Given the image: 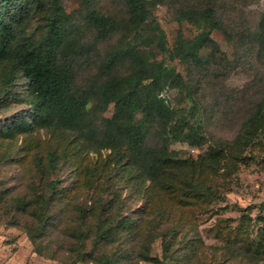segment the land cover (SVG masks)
I'll return each mask as SVG.
<instances>
[{"label": "rangeland", "instance_id": "rangeland-1", "mask_svg": "<svg viewBox=\"0 0 264 264\" xmlns=\"http://www.w3.org/2000/svg\"><path fill=\"white\" fill-rule=\"evenodd\" d=\"M205 1L212 2L229 35L212 31L219 50L206 67L170 63L194 93L206 139L201 146L173 142L169 148L179 157L193 159L207 157L209 150L219 152L217 172H204L197 179L217 198L188 205L173 201L124 162L111 167L98 163V154L84 150L71 133L25 125L27 82L16 75L12 85L3 87L0 81V240L17 254L20 264H70L78 251L85 260L75 264H264V254L252 255L251 242L258 228L254 219L264 215V123L251 137L242 130L255 106L264 102V47L258 38L264 34L259 28L264 0ZM62 3L80 27L76 38L82 42L95 34L82 21L88 9L111 15L118 24L119 31L90 52L70 55L73 92H94L102 80L99 66L105 53L124 33L126 7L122 0ZM153 15L169 47L178 30L185 36L195 34L191 25L174 20L168 5L158 3ZM37 23L29 22L26 32L37 36ZM2 70L0 66V76ZM126 70L127 66L120 68ZM163 95L175 104L174 90H164ZM182 105L188 108L191 103ZM111 113L110 104L97 116ZM154 140L151 134L150 141ZM54 148L55 158L49 161L48 152ZM107 154L102 151V159ZM56 178L61 185L52 195L44 229L34 227L29 233L37 222L19 203L47 192L48 181ZM80 207L86 209L84 218ZM127 217L133 220L130 226L114 228L107 239H97L96 228ZM243 217L249 218L248 229L239 235ZM77 230L89 233L82 242L76 239ZM29 234H35L34 242Z\"/></svg>", "mask_w": 264, "mask_h": 264}, {"label": "trees", "instance_id": "trees-1", "mask_svg": "<svg viewBox=\"0 0 264 264\" xmlns=\"http://www.w3.org/2000/svg\"><path fill=\"white\" fill-rule=\"evenodd\" d=\"M122 2L127 13L126 27L117 44L104 55L99 66L101 82L94 92L75 94L70 55L81 50L90 52L98 42L119 31L116 20L96 8L88 9L82 21L95 34L85 43L76 38L80 27L66 12L62 0H0L1 84L12 85L16 75L25 78L24 101L29 105L23 119L25 125L71 133L84 150L98 154V163L111 167L124 162L143 180L168 192L173 201L188 205L205 197L214 200L217 194L197 179L204 172H217L215 159L219 152L209 150L207 157L193 159L179 157L176 150L169 148L173 142L201 146L206 139L194 93L170 62L178 60L188 66L206 67L219 50L212 31L221 30L225 36L229 32L212 2L205 0ZM158 3L172 8L174 20L191 25L195 34L185 36L178 30L169 47L165 32L153 15ZM33 20L38 22L37 36L26 32ZM259 28L264 29V8ZM258 36L264 47V34ZM123 66H127L126 72H120ZM164 90L176 92L175 104L163 95ZM188 103H191L188 108L182 105ZM110 104V116H97ZM263 123L264 102L261 101L244 121L242 130L251 137ZM151 134L154 142L150 141ZM241 139L242 144H247L248 140ZM69 145L73 146L74 141ZM102 151L108 152L103 159ZM55 155L56 148L48 152L49 161ZM60 185L59 178L51 179L47 192H37L27 203H19L22 211L37 222L29 227V233L44 229L52 195ZM78 211L86 217L85 208L80 207ZM248 220L242 218L237 229L239 235L247 231ZM254 220L258 228L251 241L252 255L257 257L264 254V215ZM132 223L131 218H122L94 232L98 240H105L114 228ZM88 234L77 230L76 239L82 242ZM34 237L35 234H29L28 239L34 242ZM84 260L83 253L78 251L70 264Z\"/></svg>", "mask_w": 264, "mask_h": 264}, {"label": "crops", "instance_id": "crops-1", "mask_svg": "<svg viewBox=\"0 0 264 264\" xmlns=\"http://www.w3.org/2000/svg\"><path fill=\"white\" fill-rule=\"evenodd\" d=\"M16 253L9 252L7 246L0 240V264H20ZM15 257V258H14Z\"/></svg>", "mask_w": 264, "mask_h": 264}]
</instances>
